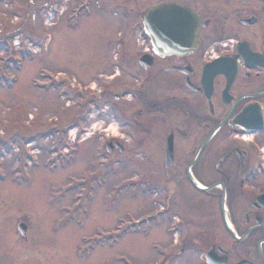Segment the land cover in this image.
I'll use <instances>...</instances> for the list:
<instances>
[{
    "label": "rangeland",
    "instance_id": "rangeland-1",
    "mask_svg": "<svg viewBox=\"0 0 264 264\" xmlns=\"http://www.w3.org/2000/svg\"><path fill=\"white\" fill-rule=\"evenodd\" d=\"M96 1L0 0V264L157 263V121L133 143L109 117L114 102L129 115L141 107L117 101L138 80L113 54L122 44L134 57L140 30ZM146 87L157 106V79ZM111 137L122 148L113 158ZM76 182L63 201L59 189Z\"/></svg>",
    "mask_w": 264,
    "mask_h": 264
},
{
    "label": "flooded vegetation",
    "instance_id": "flooded-vegetation-1",
    "mask_svg": "<svg viewBox=\"0 0 264 264\" xmlns=\"http://www.w3.org/2000/svg\"><path fill=\"white\" fill-rule=\"evenodd\" d=\"M110 3L120 26H145L162 4L182 12L157 15V55L147 38L130 60L122 44L113 53L127 58L141 107L129 115L114 102L110 119L133 143V131L157 121L156 264H264V0ZM156 79L148 107L142 91ZM109 142L113 158L121 146Z\"/></svg>",
    "mask_w": 264,
    "mask_h": 264
},
{
    "label": "water",
    "instance_id": "water-1",
    "mask_svg": "<svg viewBox=\"0 0 264 264\" xmlns=\"http://www.w3.org/2000/svg\"><path fill=\"white\" fill-rule=\"evenodd\" d=\"M175 10L176 9L173 8L171 5H163V6L156 7L153 10L148 12V15L145 20L146 26H144V28H145L146 34L152 40L151 42L153 43V51L155 54H157V14L171 15V13H173V11ZM177 13L178 15L182 14L181 11H178ZM166 23L168 24L170 23V21L167 20ZM166 28L170 29V26H166ZM19 231L21 234H23L25 231L24 227H20Z\"/></svg>",
    "mask_w": 264,
    "mask_h": 264
}]
</instances>
